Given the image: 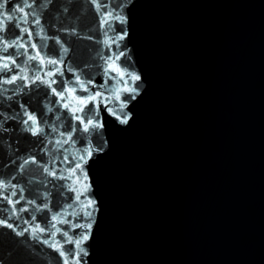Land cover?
Segmentation results:
<instances>
[{"label":"water","instance_id":"1","mask_svg":"<svg viewBox=\"0 0 264 264\" xmlns=\"http://www.w3.org/2000/svg\"><path fill=\"white\" fill-rule=\"evenodd\" d=\"M19 2L9 0L6 10ZM111 7L126 20L117 25L127 32L122 67L141 80L120 113L128 123L104 113L93 141L102 151L86 166L96 206L81 264H264V0H112ZM37 11L74 60L95 54L86 37L102 38V30L89 0H54ZM52 24L76 27L79 36ZM56 47L49 41L50 53ZM14 99L42 110V90ZM15 109L0 100V112ZM0 137V178L15 173L18 155L41 158L35 138L19 130ZM31 175L39 181L35 165L14 182L32 189ZM0 264L62 258L0 228Z\"/></svg>","mask_w":264,"mask_h":264},{"label":"snow or ice","instance_id":"2","mask_svg":"<svg viewBox=\"0 0 264 264\" xmlns=\"http://www.w3.org/2000/svg\"><path fill=\"white\" fill-rule=\"evenodd\" d=\"M53 2L20 0L6 10L9 0H0V100L16 105L13 113L0 112V133L19 130L35 138L34 147L41 156L38 159L31 150L18 155L12 161L15 173L0 178V205H4L0 207V228L19 237L28 234L49 246L62 258V264H70V258L71 264H81V257L87 256L84 245L90 239L96 206V200L88 195L86 166L94 152L102 151L93 141L101 138L104 113L122 124L128 123L127 114L120 113L136 98L138 86L132 85L141 76L122 67L127 53L119 49L127 32L117 29L126 22L116 12L119 5L111 7L112 0H89L102 38L88 35L86 39L94 41L95 54L74 60L71 46H66L60 35L47 34L49 22L37 11L49 8ZM62 11L67 13L69 9L64 7ZM51 27L79 36L76 27ZM49 41L57 46L55 54L49 52ZM41 90L39 114L29 102L14 99ZM9 92L12 94L6 95ZM12 122L19 128H12ZM32 165L40 175L39 181L35 175L28 181L36 185L34 188L14 182L16 173H30ZM29 190L31 197L25 194ZM64 245L72 247L65 250Z\"/></svg>","mask_w":264,"mask_h":264}]
</instances>
